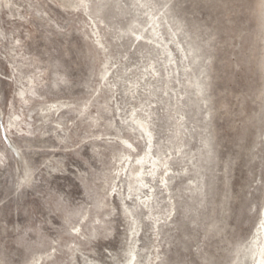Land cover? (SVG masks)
Returning a JSON list of instances; mask_svg holds the SVG:
<instances>
[{
    "label": "rangeland",
    "instance_id": "rangeland-1",
    "mask_svg": "<svg viewBox=\"0 0 264 264\" xmlns=\"http://www.w3.org/2000/svg\"><path fill=\"white\" fill-rule=\"evenodd\" d=\"M0 264H264V0H0Z\"/></svg>",
    "mask_w": 264,
    "mask_h": 264
}]
</instances>
